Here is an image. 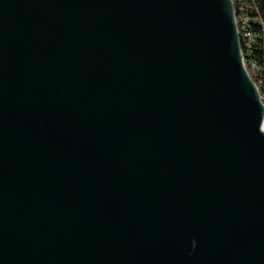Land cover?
Segmentation results:
<instances>
[{
	"label": "water",
	"instance_id": "obj_1",
	"mask_svg": "<svg viewBox=\"0 0 264 264\" xmlns=\"http://www.w3.org/2000/svg\"><path fill=\"white\" fill-rule=\"evenodd\" d=\"M232 0H0V264H264V102Z\"/></svg>",
	"mask_w": 264,
	"mask_h": 264
},
{
	"label": "trees",
	"instance_id": "obj_2",
	"mask_svg": "<svg viewBox=\"0 0 264 264\" xmlns=\"http://www.w3.org/2000/svg\"><path fill=\"white\" fill-rule=\"evenodd\" d=\"M247 70L258 86L264 102V0H232ZM246 33L251 37L247 38ZM250 42V44H248ZM254 66L251 67V64Z\"/></svg>",
	"mask_w": 264,
	"mask_h": 264
},
{
	"label": "built area",
	"instance_id": "obj_3",
	"mask_svg": "<svg viewBox=\"0 0 264 264\" xmlns=\"http://www.w3.org/2000/svg\"><path fill=\"white\" fill-rule=\"evenodd\" d=\"M245 37L250 38V37H251V34H250V33H246V36H245ZM248 44H250V42H249ZM242 47H243V46H242ZM241 53H242L243 56H244V48L242 49ZM244 62H245V57H244ZM245 65H246V62H245ZM246 67H247V65H246ZM251 67H255V66H254V63L251 64ZM255 68H256V67H255Z\"/></svg>",
	"mask_w": 264,
	"mask_h": 264
}]
</instances>
